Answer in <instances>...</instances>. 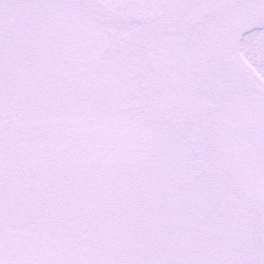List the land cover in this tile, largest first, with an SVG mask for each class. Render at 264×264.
Segmentation results:
<instances>
[{"label":"rangeland","instance_id":"374dc122","mask_svg":"<svg viewBox=\"0 0 264 264\" xmlns=\"http://www.w3.org/2000/svg\"><path fill=\"white\" fill-rule=\"evenodd\" d=\"M28 1L17 0L14 6L11 5L12 0H0V10L30 9L34 12L31 44L26 52L14 51L17 58H32L35 63L41 61L44 57L45 29L51 33L60 29L62 35L81 33L82 43L88 35H105V29L100 28L105 27L107 22L85 11L84 7L79 15H74L63 0ZM145 3L154 5L172 28L165 29L161 39L182 41L180 27L184 19L198 18L201 10L227 8L234 0H149ZM47 9L51 10V28L45 26L41 17ZM233 51V59L264 91V24L248 31ZM3 52L5 50L2 49ZM137 71L134 55L130 54L113 72L112 90L122 105L132 101L128 91ZM7 83L4 86L1 82L0 85V105L5 107V112H20L21 106L13 107L7 98L11 96L18 103L24 100L26 93L21 87L22 82L18 80L16 88ZM195 97L203 106L213 105L214 96L210 88L204 91L198 88ZM38 111V104H35L30 116H36ZM121 116L119 135L107 150L109 156H99V161L92 162L90 158L96 154L95 144L65 146V153L77 155L81 160L72 168L63 166L71 160L70 157L59 152V144L45 140L41 130L34 137L18 133L17 137L32 142L33 162L39 168L33 189L25 187L24 168L19 160L14 167L21 165V172L17 170L9 180L0 182V227L17 235L19 252L24 253L30 247L35 261L58 263V259L63 258L64 264H71L75 255L83 260H89L91 256L108 258V250L114 247L137 258L142 250H156L163 242L181 252L188 244L189 235L196 233H192L195 230L197 234L205 232L211 237L223 235L234 243L235 233L238 232L234 223L237 217L218 199L216 178L203 171L204 155L200 152L191 123L174 118L141 122L132 112H123ZM60 160L62 162L59 163ZM54 162L59 166L57 173L62 176L57 173L50 175ZM122 163L124 169H130L128 173L122 172V167L119 170L121 173L115 172ZM111 169L114 173L107 175ZM115 174L120 177L129 174L139 178L141 186L153 189L141 199L139 195H131V198L125 193L118 197L109 195L105 183L111 182ZM133 180L127 178L126 183L120 184L117 179L116 189H124L127 185V192H131L128 187L136 182ZM68 217L79 223L75 237L64 236L65 227L58 225L60 218ZM82 226L89 227L85 233L90 239L88 243L81 242L79 228ZM72 242L81 243L89 249V253L84 255L79 249L73 252L70 248Z\"/></svg>","mask_w":264,"mask_h":264},{"label":"flooded vegetation","instance_id":"af4514ba","mask_svg":"<svg viewBox=\"0 0 264 264\" xmlns=\"http://www.w3.org/2000/svg\"><path fill=\"white\" fill-rule=\"evenodd\" d=\"M22 1L27 2L28 0ZM63 1L67 6L69 5L68 10L74 15H79L81 8L84 7L85 11L106 21L107 25L100 28L105 29V35L102 37L96 33L88 35L89 37L84 38L85 42L82 43L81 33L62 35L60 29L54 33L45 29L44 57L36 63L32 58L15 57L18 49L26 52L25 49L31 44V30L34 23L33 10H0V85L1 82H4L5 86L8 82L11 83V87L16 88L17 81L20 80L21 87L26 93L24 100L22 99L19 103L11 96L7 98L9 99L8 103L13 107L21 106L20 112L17 113L24 114V117L0 131V170L3 175H6L5 178L0 179V182L9 180L13 176V172H17V170L19 173L21 172V165L17 168L14 167L17 163L16 160H19L22 169L24 168L23 176L27 182L25 187H28L27 189L34 187L39 168L33 162L32 142L17 137L20 132H24L26 136L34 137L41 130L45 140H48L49 143L59 144V152L70 157L71 160L63 165L67 168H72L78 163L80 164L81 161L77 155L72 156L65 153L67 145L95 144L96 154L90 158L92 162L99 161V156L100 158L109 156L107 150L116 135H119L118 130L121 128V113L132 112L137 120L142 122L138 118L141 97L146 91L155 88L149 84L143 68L134 57L138 71L133 77V84L128 91L129 96L131 93V103L122 105V101L115 98L112 90L113 72L130 54L133 55L134 46L142 40L161 38L165 29H172L154 5L145 3L149 0ZM236 1L234 0V2ZM16 2L17 0H12L11 5L16 6ZM224 9L201 10L198 18L184 19L183 25L180 27L182 29L181 40L184 35H187V30L191 29L193 24L207 21ZM101 11H105L107 14H101ZM50 12L51 10L47 9L46 13L41 15L47 28H51L52 24ZM6 18H10V20L8 21ZM2 49L5 52L1 53ZM14 51H16L15 54ZM223 87L225 86L216 82L209 88L213 94L214 91ZM200 88L203 91L208 89ZM250 92L254 95L264 94L262 88L254 84L253 77ZM213 99V105H208L209 107L216 105L215 96ZM25 100L28 102L25 103ZM35 104H38L39 111L36 116L31 117L32 107ZM2 107L0 105V108L5 112V107H3L4 109ZM11 112L16 111H9V113ZM97 152L101 155H98ZM64 161L66 162V160ZM60 162L62 161L60 160ZM51 166L53 173L50 175L55 176L59 166L57 162ZM203 171L210 177L216 178L215 192L219 195L218 199L222 206H227L231 211H234L233 213L237 217L234 223L238 232L235 233L234 243L232 240L222 237L223 235L217 237L212 235L211 237L205 232L201 235L197 234L198 231L195 230L192 233H196L189 235L188 244L181 252H178V249L173 245L163 242L158 249H144L137 258H134L110 247L108 258L98 259L91 256L89 260H83L75 255L71 264H260L259 251L255 247L248 213L237 199L229 196L228 190L224 186L223 175L205 169ZM109 172L112 171H108L107 175ZM58 175L62 176L61 173ZM31 177L34 180L30 186L29 179ZM76 221L70 217L60 218L58 225L65 227L64 236L75 237L74 232L77 231L76 226L79 224ZM195 227V225L192 226L194 229ZM88 228L86 226L79 228L82 233V243L90 241L89 237L85 235ZM70 248L73 252H77L79 249L84 255L89 253V249L81 243L72 242ZM63 260V258H59L58 263L40 259L35 261L30 247L24 253L19 252L17 235L4 231L0 227V264H64Z\"/></svg>","mask_w":264,"mask_h":264},{"label":"water","instance_id":"95a60500","mask_svg":"<svg viewBox=\"0 0 264 264\" xmlns=\"http://www.w3.org/2000/svg\"><path fill=\"white\" fill-rule=\"evenodd\" d=\"M259 23H264V0H238L219 15L193 24L183 41L142 40L133 54L155 86L143 94L138 117L193 124L205 168L224 175L229 196L248 212L264 264V95L250 93L251 78L231 58L241 36ZM215 82L225 86L213 92L217 106L199 105L195 90ZM23 116L0 109V131ZM5 177L0 170V179Z\"/></svg>","mask_w":264,"mask_h":264},{"label":"trees","instance_id":"16d2710c","mask_svg":"<svg viewBox=\"0 0 264 264\" xmlns=\"http://www.w3.org/2000/svg\"><path fill=\"white\" fill-rule=\"evenodd\" d=\"M124 163H127V162L125 161ZM124 163H122V165H120L119 168L117 170H115V172L121 173V172H119V170H120L121 167L122 168L125 167L124 166ZM129 167H130V165H129ZM111 170H112V172L114 171L113 169H111ZM122 170H123L122 172H127L128 173V170H130V169L126 170V169L123 168ZM110 177H112V176H110ZM127 178H129V179L130 178L131 179L133 178L134 179L133 181L136 180V182H133L128 187V189H130L131 192H129V193L127 192V185L125 186L124 189H123V187H120V190L119 189H116V186H115V184H117V181L116 180L118 179L119 183L122 184V183H126L125 182V179H127ZM106 179H108V178H106ZM106 188H107V193L109 195L111 194V195H113L115 197H118V195L125 193V196H129V197H131V195H133V196L135 195V197L137 195H139L140 196L139 199H141V196H143V195L145 196V194H150L151 193V189H153V188H147L146 186H141V181L139 180V178L131 177L129 174H126L123 177L117 176V174H115V178L112 179L111 182H106L105 183V189ZM126 193H127V195H126ZM142 207H141V209H142Z\"/></svg>","mask_w":264,"mask_h":264}]
</instances>
